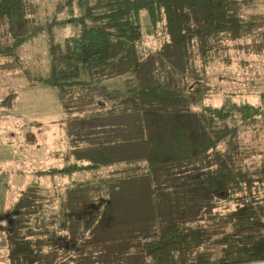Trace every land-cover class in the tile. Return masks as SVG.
<instances>
[{
	"label": "trees",
	"instance_id": "trees-1",
	"mask_svg": "<svg viewBox=\"0 0 264 264\" xmlns=\"http://www.w3.org/2000/svg\"><path fill=\"white\" fill-rule=\"evenodd\" d=\"M252 1L67 0L82 9L75 18L80 32L50 46L51 73L39 82L56 91L72 118L70 150L66 165L37 172L51 184L27 186L0 222L9 264H264V192L253 194L264 186L254 173L264 177V154L243 153L237 127L227 123L234 109L244 120L264 117V109L225 103L196 110L184 91L142 87L137 75L145 62L141 10L184 54L193 38L203 47L216 35L240 41L249 24L241 10ZM29 9L28 0H0V23L16 46L36 32ZM257 28L264 34V23ZM112 79L134 86L122 94L109 88ZM102 91L110 92V102ZM253 151L263 162L251 172L239 156ZM71 174L92 178L59 179ZM231 198L237 209L213 215L218 201ZM55 205L58 211L50 212ZM201 215L231 232L207 229ZM141 223L150 231L142 233Z\"/></svg>",
	"mask_w": 264,
	"mask_h": 264
},
{
	"label": "rangeland",
	"instance_id": "rangeland-1",
	"mask_svg": "<svg viewBox=\"0 0 264 264\" xmlns=\"http://www.w3.org/2000/svg\"><path fill=\"white\" fill-rule=\"evenodd\" d=\"M28 2L29 29L37 33L33 32L22 45L16 46L14 39L7 33L5 23H0L1 223L23 189L35 181L46 187L51 184L49 176H38L33 172L48 170L52 167L51 163L55 167L62 166V162L53 161V151L60 146L56 143L59 139L69 141L66 130L73 125L70 121L72 118H64L66 112L56 91L39 80L51 73L50 46L79 34L80 25L75 22V18L82 14V9L77 2L68 5L67 0ZM241 13L249 24L240 41L229 43L226 34L216 35L203 47L197 38H193L182 54L177 46L170 45L171 38L165 34L162 24L154 28L148 11L141 10L138 23L142 28V39L138 47L145 62L137 74L138 84L142 87L165 86L184 91L186 96L193 98L192 106L196 110H202L203 106L217 107L225 103L261 106L260 109L263 110L264 51L257 49L264 47V34L257 26L264 23V0L252 1L250 5L243 7ZM106 83L109 88H115L122 94L134 86L131 82L129 87L124 80L118 79L108 80ZM193 88H198L201 92L194 96ZM98 91L96 86L89 94L93 96ZM109 93L101 92L105 102L111 101ZM115 97L117 100L125 96ZM76 111L73 109L71 114ZM233 113L235 118L227 119V123L231 128L237 127L241 151L244 153V150H256L264 154V117L258 115L244 120L237 109ZM137 120L139 118L136 116L131 118L134 123ZM226 145L227 141L220 147L226 148ZM239 158L251 172L255 169L256 161L263 162V157L254 156V151L252 157L241 154ZM109 172L110 169H103L98 174ZM254 173L261 175V183H264L263 175L257 171ZM77 177H82L80 180L92 178L82 175ZM59 184L60 181L53 183L56 186ZM259 190L263 193L264 186L257 184L253 188V194H257ZM52 194L54 193H49V196L53 197ZM56 199L55 204H58V197ZM236 202L238 201L234 198L229 202L218 201L213 215L237 209ZM54 207L57 205L50 208V212L58 211ZM199 218L204 221V227L211 231L216 227L220 232L232 230L215 217L201 215ZM139 230L142 233L150 231L142 223ZM218 251L219 247H215V257ZM7 253L5 236L0 231V264H9Z\"/></svg>",
	"mask_w": 264,
	"mask_h": 264
},
{
	"label": "crops",
	"instance_id": "crops-1",
	"mask_svg": "<svg viewBox=\"0 0 264 264\" xmlns=\"http://www.w3.org/2000/svg\"><path fill=\"white\" fill-rule=\"evenodd\" d=\"M64 118H68V116L65 115ZM64 118H62V119H64ZM62 119H61V120H62ZM56 143H58L60 146H57V149L53 151V155H52V156L54 157L53 161H58V162L60 161V162H62V166H60V167H63L64 165H66L65 160H64L65 155H66V154L69 152V150H70V147H69V141H65V142H63L62 139H59V141H56ZM60 143H61L62 145H61ZM59 147H60V148H59ZM54 152H55V153H54ZM50 165H51L52 167L49 168V169L57 168V167L54 166L53 163H51ZM53 166H54V167H53ZM49 169H48V170H49ZM102 170H103V169H101L99 172H101ZM40 171H47V169H43V170H40ZM35 173H37V171L34 170L33 174H35ZM47 177H48V176H47ZM75 177H77L76 174H71V175H67V176L64 177V178H59V179H61V180L65 179V180L69 181V180H71V179H74Z\"/></svg>",
	"mask_w": 264,
	"mask_h": 264
}]
</instances>
